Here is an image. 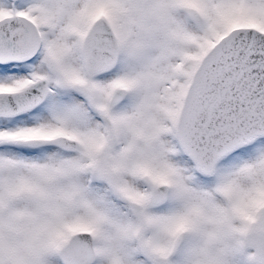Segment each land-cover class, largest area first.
Wrapping results in <instances>:
<instances>
[{"label": "snow or ice", "instance_id": "obj_1", "mask_svg": "<svg viewBox=\"0 0 264 264\" xmlns=\"http://www.w3.org/2000/svg\"><path fill=\"white\" fill-rule=\"evenodd\" d=\"M0 264H264V0H0Z\"/></svg>", "mask_w": 264, "mask_h": 264}]
</instances>
